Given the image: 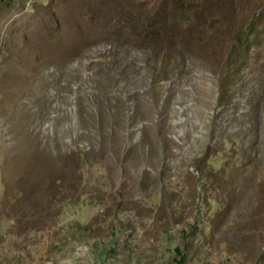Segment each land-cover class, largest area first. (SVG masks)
<instances>
[{
  "label": "rangeland",
  "instance_id": "1",
  "mask_svg": "<svg viewBox=\"0 0 264 264\" xmlns=\"http://www.w3.org/2000/svg\"><path fill=\"white\" fill-rule=\"evenodd\" d=\"M81 243L264 264V0H0V264Z\"/></svg>",
  "mask_w": 264,
  "mask_h": 264
},
{
  "label": "built area",
  "instance_id": "2",
  "mask_svg": "<svg viewBox=\"0 0 264 264\" xmlns=\"http://www.w3.org/2000/svg\"><path fill=\"white\" fill-rule=\"evenodd\" d=\"M117 257L115 245L108 243L107 252L104 253L103 257L100 259L101 262L105 259L108 263L112 262L113 259ZM90 247L87 244L81 243L79 247L72 250V254L64 260V264H75L82 261L90 260Z\"/></svg>",
  "mask_w": 264,
  "mask_h": 264
},
{
  "label": "trees",
  "instance_id": "3",
  "mask_svg": "<svg viewBox=\"0 0 264 264\" xmlns=\"http://www.w3.org/2000/svg\"><path fill=\"white\" fill-rule=\"evenodd\" d=\"M130 231V230H129ZM129 231H125V234L124 235H120V236H118L117 238H118V240H120L121 239V237H124L125 235H132ZM129 233V234H128Z\"/></svg>",
  "mask_w": 264,
  "mask_h": 264
},
{
  "label": "clouds",
  "instance_id": "4",
  "mask_svg": "<svg viewBox=\"0 0 264 264\" xmlns=\"http://www.w3.org/2000/svg\"><path fill=\"white\" fill-rule=\"evenodd\" d=\"M89 246V245H88ZM93 260V259H92Z\"/></svg>",
  "mask_w": 264,
  "mask_h": 264
}]
</instances>
